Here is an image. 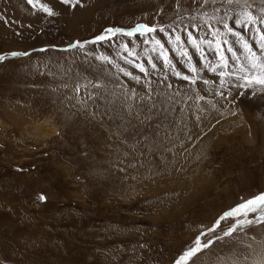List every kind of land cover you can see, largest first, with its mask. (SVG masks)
<instances>
[{
  "label": "rangeland",
  "instance_id": "1",
  "mask_svg": "<svg viewBox=\"0 0 264 264\" xmlns=\"http://www.w3.org/2000/svg\"><path fill=\"white\" fill-rule=\"evenodd\" d=\"M262 35L264 0H0V264H264L220 220L264 194Z\"/></svg>",
  "mask_w": 264,
  "mask_h": 264
},
{
  "label": "snow or ice",
  "instance_id": "2",
  "mask_svg": "<svg viewBox=\"0 0 264 264\" xmlns=\"http://www.w3.org/2000/svg\"><path fill=\"white\" fill-rule=\"evenodd\" d=\"M28 2L30 4H36L39 3V0H28ZM229 2H231V0H229ZM64 3H71L73 4V6L77 5L80 3V0H64ZM41 7L43 8V10L45 12H47L49 15H53V12L51 9H49L47 6L45 5H41ZM249 17V22L251 23H255V17H252L250 14H246ZM239 23V21H238ZM225 28H228V25L225 24ZM143 29L144 31L147 32H153L156 29L154 27H148L146 25H137V28L134 29L131 32L126 33V35H133L135 31ZM110 33L115 34V32H120L122 31L121 29H108L107 30ZM161 31H163V29H161ZM229 32H232L233 30L231 28H228ZM143 34V32L141 33ZM233 35H236L239 37V33L233 32ZM97 40H102L104 39L103 36H99L96 38ZM177 41H179L180 37L177 36L176 37ZM261 40H264V35L261 36ZM157 44H159L160 42L157 40L156 41ZM195 43V42H193ZM161 47H163L161 45ZM244 47L247 50V52L249 53V56L251 57V68L253 70H258L255 71L253 74L249 75V76H242L240 77L241 79H244L246 81V86L251 87L252 85L256 84V85H261L264 86V60H262L260 57H257L256 54L254 52H252L251 48L247 45L246 42H244ZM262 48H264V44L261 45ZM229 51H231V48H229ZM12 56H17V55H23V53H16L13 52L11 53ZM186 55V53H185ZM233 55L235 56V53H233ZM5 59L4 56H0V60ZM224 57L221 56V60H223ZM257 61H259V63H257ZM138 67H140L141 71H144L145 69L143 68V66L138 65ZM153 67H155V65H153ZM215 69H213L214 71ZM193 71H195V69H193ZM241 71L243 72L244 69L242 68ZM127 74V73H126ZM184 79H188V77H184ZM195 82V80H193V83ZM205 83H207V81H205ZM39 199L41 201L45 200L46 198L41 195L39 197ZM251 212V213H256L259 212L260 216L262 218H264V194H260L256 197H254L253 199H250L248 201H246L245 203H242L240 205H238L236 208L231 209L230 211L225 212L221 217L220 220H224L228 217H234V216H238V215H244L247 216V214ZM220 221H217V224H219ZM253 221L251 220H246V219H237L236 223L228 230L224 233L225 236H229L232 234V232H234L238 227L244 226L246 224H251ZM211 230V229H210ZM209 244H211V241L204 243L203 245H201V241L199 239V237L197 238L196 242H195V246L188 249V251H186L177 261L176 264H186V262L188 260H190L194 255H196V253L201 249V246L204 248H207L209 246Z\"/></svg>",
  "mask_w": 264,
  "mask_h": 264
},
{
  "label": "bare ground",
  "instance_id": "3",
  "mask_svg": "<svg viewBox=\"0 0 264 264\" xmlns=\"http://www.w3.org/2000/svg\"><path fill=\"white\" fill-rule=\"evenodd\" d=\"M22 5V4H21ZM246 65V64H245ZM248 67H244L243 65V73L245 76H248V75H251L253 74L255 71H258V70H253L251 68V64H247ZM217 79V78H216ZM238 79V78H237ZM239 81V79L237 80ZM241 83L246 86V81L244 79H242ZM246 89H247V92L248 93H251L252 92V89H254L256 92L258 93H261L260 96H257V102H252L251 100L249 99H246L245 101V108H247L248 111L246 112H252V111H255V121L259 122V126L264 128V111L261 110V107H264V86H261V85H252L251 87L249 86H246ZM260 91V92H259ZM259 95V94H258ZM251 99V98H250ZM264 110V108H263ZM247 115V114H246ZM246 115H242V124L245 122L249 123V120L250 119V115L246 116ZM31 126V127H30ZM27 127L33 129L34 132H37V130L40 128V130H43L45 129L44 125H28ZM46 130V129H45ZM47 131V130H46Z\"/></svg>",
  "mask_w": 264,
  "mask_h": 264
}]
</instances>
